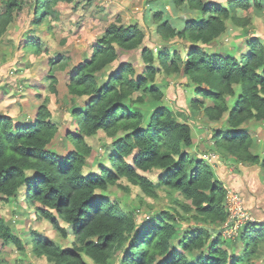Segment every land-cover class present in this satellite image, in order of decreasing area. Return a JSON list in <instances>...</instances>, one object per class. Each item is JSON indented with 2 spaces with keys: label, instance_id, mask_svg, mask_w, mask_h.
Segmentation results:
<instances>
[{
  "label": "trees",
  "instance_id": "16d2710c",
  "mask_svg": "<svg viewBox=\"0 0 264 264\" xmlns=\"http://www.w3.org/2000/svg\"><path fill=\"white\" fill-rule=\"evenodd\" d=\"M63 1L73 0H35L32 22L40 23L49 14L57 18L55 6ZM174 1L206 16L201 20L185 17L184 27L178 28L163 11H155L156 32L167 43L157 52L144 46L141 56L145 66L140 74L132 63H124L105 83H99L100 73L109 71L118 58V47L133 50L144 43L146 35L137 23L110 25L91 57L70 70V94L91 97L84 107H71L77 130L67 131L63 139L73 148L60 152L50 148L59 129L52 121L48 97L28 123L17 124L11 115L0 113L1 198L18 203L24 189L26 202L38 204L39 215L62 235L68 230L61 221L71 226L76 242L65 248L36 230L28 243L24 242L0 216V247L14 244L23 250L31 244L37 256L54 264H91L87 258L94 264H242L264 242V185H246L228 173L222 178L215 164L204 157L209 153L225 164L232 160L237 167L260 166L264 171V154L244 126L253 118L264 119V43L259 36L246 37L247 50L239 55L209 49L226 33L229 20L247 25L248 19L237 14L239 8L262 5L256 0L253 4L231 0L229 7L210 0ZM19 3L7 0L0 12V31L13 19ZM244 35H249L248 31ZM30 43L34 42L28 40ZM159 72L182 73L184 85H196L195 93L201 98L194 95L189 106L180 109L168 106L165 92L155 83ZM51 89L56 91L54 84ZM201 108L209 121L225 119V125L205 124L202 128L209 135L203 147L187 150L195 140L191 124L183 119ZM100 130L114 137L104 150L110 154L109 165L105 152L101 156L94 153L86 140ZM63 153L67 155L63 157ZM90 161L98 163L100 173L88 168ZM154 169L161 170L156 181L147 174ZM122 177L150 196H155L154 190L161 185L178 192L190 201L194 221L188 226L181 224L175 208L140 217L138 212L124 210L112 197L100 195L98 190H107ZM229 187L237 188L243 208L260 216V222L247 219L246 228L239 224L235 239L224 233L235 227V220L229 221ZM256 193L262 197L254 203Z\"/></svg>",
  "mask_w": 264,
  "mask_h": 264
},
{
  "label": "rangeland",
  "instance_id": "374dc122",
  "mask_svg": "<svg viewBox=\"0 0 264 264\" xmlns=\"http://www.w3.org/2000/svg\"><path fill=\"white\" fill-rule=\"evenodd\" d=\"M34 1L20 0V8L14 11L13 19L4 30L0 31V113L11 115L17 124L28 123L34 119L37 107L48 97V106L53 114L52 121L57 124L59 129L50 148L60 152V150L73 148L67 139H63L67 131L75 132L77 130V122L71 113V107L74 108L76 105L84 107L87 100L91 98L89 95L76 97L70 94L68 89L70 70L74 65L85 60L86 57H91L93 48L105 35L110 25L127 26L137 23L146 36L144 43L137 49L129 50L118 47V58L112 63L110 70L100 73V85L105 83L109 75L118 71L124 63H132L140 74L145 66L141 56L144 46H149L157 52L161 49L159 48L160 45H165L167 42L156 33V25L151 21H146L144 10L149 0L63 1L55 6L59 12L57 18L49 14L44 16L40 23L32 22ZM6 3L7 0H0V12H4ZM242 14H253V20L248 21L245 26L235 25L229 20L226 33L220 36L215 45L209 49L239 55L238 46L245 45L246 37L252 36L254 31L258 35L261 33V39L264 43V17L256 15L252 10ZM246 31L251 35H244ZM28 40H32L34 43L28 44ZM63 62H65L64 66H60ZM51 76L56 77L57 81H53ZM185 79L186 77L182 73L159 72L157 74L155 83L157 82L165 92V101L168 102V106L173 105L174 108L180 109L189 106V101L194 95L201 98L200 94L195 93L197 86L187 88L184 85ZM52 84H54L56 91L51 89ZM204 88L208 87L205 86ZM146 96L149 100L150 96ZM193 113L188 118H184L183 121L191 124L195 140L192 149L187 148V150L195 151L199 147H203V141L209 135L207 130H203L202 127L205 124H209L211 127L217 124L224 126L225 119H222L221 122H211L202 108L200 110L193 109ZM244 126L249 128L259 152L264 154V119L253 118L247 121ZM113 139L114 137L108 136L102 130L94 136L86 137L87 143L93 146L94 153H100V156L106 147L113 142ZM66 155L67 153H63V157ZM104 155L106 156V163L109 165L107 158L110 154L105 152ZM204 157L215 164L222 178L228 173L229 177H234L238 181H245L246 185H252V183L264 185V171L260 166L239 165L237 167V164L232 160L225 164L220 157L213 154L209 155V153ZM230 157L232 158V156ZM128 160L131 161V159ZM91 162L93 161L89 163ZM91 164L88 166L90 170L93 169L97 173L101 172L97 162ZM160 173V169H154L147 174L156 181ZM255 187L257 188V185ZM228 189L229 192L239 194L234 190L237 189L235 187ZM243 189L246 194L245 188ZM154 191L156 195L150 196L125 177H122L118 184L110 185L107 190H98L100 195L110 196L119 202L124 210L140 213V217L145 215L147 217L149 213L163 209L175 208L180 214L181 224L188 226L191 221H194V211H191L190 201L184 200L178 192L171 191L162 185L157 186ZM24 195L25 190L22 189L18 203H11L3 200L0 194V216L4 218L15 233L21 236L24 242L28 243L32 237V231L36 230L65 248L76 245L71 226L61 221V224L68 230L67 235H62L54 229L48 220L39 215L36 210L38 204L26 202ZM258 195L259 193L254 194V203L260 201V197L264 196V194ZM241 200L243 201L242 198ZM182 204L186 205L188 209L182 207ZM230 211L229 221H236L234 229L229 228L224 232L226 236H233L230 239H235L238 235L239 224V227H245L247 218L260 222V216L254 215L250 208H242V213L246 217ZM173 243L176 241L173 240ZM239 245L242 249L244 244L240 243ZM241 249H238L240 251L239 256L243 257L244 254ZM87 259L88 262L94 264L89 258ZM263 261L264 242H261L254 249V255L242 264H262ZM0 264L54 263L45 257L37 256L31 244H28V248L23 250L14 244H7L0 247Z\"/></svg>",
  "mask_w": 264,
  "mask_h": 264
},
{
  "label": "crops",
  "instance_id": "0c3cea01",
  "mask_svg": "<svg viewBox=\"0 0 264 264\" xmlns=\"http://www.w3.org/2000/svg\"><path fill=\"white\" fill-rule=\"evenodd\" d=\"M210 1L222 4L224 7H229L231 0H210ZM250 2H251V4H253L254 0H250ZM256 2H258V4H261L262 7L257 8V6L253 4V6H250V8L248 10H242L239 8L237 11V14L243 18L246 17L248 19V21H252L254 15L253 14H242V13H247V12H249V10H252V12L254 11L255 14L258 16L264 17V0H256ZM144 11L146 14L145 15V17L147 19L146 21H148V22L151 21L152 23H154L153 18H152L154 12L155 11H163L165 18L169 19L170 22L175 27H178V28L184 27L185 21L183 19L185 17H188L192 20H201L202 18H204L206 16L205 13H203L199 10L198 11L197 10H191V9H189V7L185 3H179L178 4L174 0H149L147 2V5H146ZM239 26H244V25H239ZM156 28L157 27H155V31H156ZM249 35H251V33H249ZM252 36L261 37L262 35H261V33H260V35H258L256 33V31H254ZM238 47L240 50L239 53H241L242 51L247 50L248 46H247V43H245V45H243V46L239 45ZM232 48H233V46H232ZM230 49H227V50H230Z\"/></svg>",
  "mask_w": 264,
  "mask_h": 264
},
{
  "label": "built area",
  "instance_id": "2783aa9c",
  "mask_svg": "<svg viewBox=\"0 0 264 264\" xmlns=\"http://www.w3.org/2000/svg\"><path fill=\"white\" fill-rule=\"evenodd\" d=\"M228 202H229L228 203L229 211L231 210L236 214L245 215L244 213H242L243 205H242V200H241L239 194L233 193L230 191L228 194ZM245 217H246V215H245ZM235 225H236V221H235Z\"/></svg>",
  "mask_w": 264,
  "mask_h": 264
}]
</instances>
